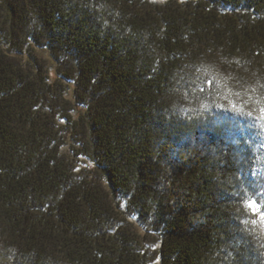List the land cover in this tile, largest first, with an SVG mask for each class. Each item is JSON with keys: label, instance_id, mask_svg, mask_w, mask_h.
Returning <instances> with one entry per match:
<instances>
[{"label": "trees", "instance_id": "obj_1", "mask_svg": "<svg viewBox=\"0 0 264 264\" xmlns=\"http://www.w3.org/2000/svg\"><path fill=\"white\" fill-rule=\"evenodd\" d=\"M262 98L264 0H0V264H264Z\"/></svg>", "mask_w": 264, "mask_h": 264}, {"label": "snow or ice", "instance_id": "obj_2", "mask_svg": "<svg viewBox=\"0 0 264 264\" xmlns=\"http://www.w3.org/2000/svg\"><path fill=\"white\" fill-rule=\"evenodd\" d=\"M258 103L260 105L258 108L259 115L254 117L253 122L258 121L259 127L264 129V98L258 101ZM232 110L242 115L253 116L251 112L245 113L242 107L235 104L232 105ZM262 207L264 206L259 205L258 201L252 197H247L243 200V208L251 216V219L244 222L252 225V231H256L259 228V235L261 238H264V211L261 210Z\"/></svg>", "mask_w": 264, "mask_h": 264}, {"label": "rangeland", "instance_id": "obj_3", "mask_svg": "<svg viewBox=\"0 0 264 264\" xmlns=\"http://www.w3.org/2000/svg\"><path fill=\"white\" fill-rule=\"evenodd\" d=\"M149 1H151V2H154V3H162V2H164V1H166V0H149ZM176 1H184V0H176ZM32 52L35 54V55H37L42 61H44L45 62V64H46V66H47V68H48V70H49V75H50V79H54V63H53V61L50 59V57L48 56V54L47 53H45L44 51H42V50H39V49H34V50H32ZM66 98H68V99H70L71 100V90H69L68 92H67V94H66ZM79 110H77V112H78ZM76 112V113H77ZM76 113H75V115H76ZM82 165V164H81Z\"/></svg>", "mask_w": 264, "mask_h": 264}]
</instances>
